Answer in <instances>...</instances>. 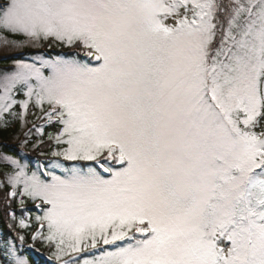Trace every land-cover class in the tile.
<instances>
[{
    "label": "snow or ice",
    "instance_id": "snow-or-ice-1",
    "mask_svg": "<svg viewBox=\"0 0 264 264\" xmlns=\"http://www.w3.org/2000/svg\"><path fill=\"white\" fill-rule=\"evenodd\" d=\"M0 45L73 50L0 73V125L57 129L0 153L42 210L0 264H264V0H0Z\"/></svg>",
    "mask_w": 264,
    "mask_h": 264
},
{
    "label": "trees",
    "instance_id": "trees-1",
    "mask_svg": "<svg viewBox=\"0 0 264 264\" xmlns=\"http://www.w3.org/2000/svg\"><path fill=\"white\" fill-rule=\"evenodd\" d=\"M41 53V51H35V50H30V49H26L23 52L20 53H10V54H4V55H0V67H5L8 65H13V63H15L16 61L19 60H27L30 58V56L36 54V53ZM19 99H23V93L19 92ZM15 111H19V107L16 106L14 108ZM8 119L11 121L9 123V126L7 128H4L2 125H0V152L2 153H7L9 155H17V153L19 154L17 156V158L23 157V160H27L28 163V167L29 170H35L36 166H37V158L39 159L40 157H48V155H50V152L52 150V147H54V145L50 144L47 140V134L48 133H55V131L57 130L54 126H49L46 125L44 127V135L41 136L39 133H35L34 137L36 141H34L35 143L30 144L29 148L32 151L34 158H28L27 156H25L24 154H22V152L20 151V148L18 145L13 146L12 144V140L16 135V130H18L19 126H20V121L19 120H13L11 117H8ZM39 140H43L44 143L42 145H40L39 148H32L34 144L37 143V141ZM41 152L44 153V155H41ZM2 170V169H0ZM7 200V199H6ZM5 197H4V193L0 192V237L2 236H7L9 238L14 237V231L15 229H18L16 227V224L18 222V220L24 216V213L22 211H17V220L15 221V227H9V225L11 224L8 218V210H7V203H6ZM16 206H18V199L16 200V202L14 203ZM27 204H32L31 201L27 202ZM37 214L32 212L30 213V217L31 220L30 222L33 223V227H34V218ZM28 236L30 235V231L28 230H23ZM40 246L42 248H45L42 244H40ZM2 254V253H0ZM33 257H35V259L37 260L38 264H45L43 262H41L34 253H32L31 256H29V259L31 260Z\"/></svg>",
    "mask_w": 264,
    "mask_h": 264
},
{
    "label": "rangeland",
    "instance_id": "rangeland-1",
    "mask_svg": "<svg viewBox=\"0 0 264 264\" xmlns=\"http://www.w3.org/2000/svg\"><path fill=\"white\" fill-rule=\"evenodd\" d=\"M12 37H10V39H11ZM17 39H19L18 37H17ZM42 48H48V49H60V50H69V49H66V48H62V47H58V46H53L52 48H49V47H47L46 45L44 46V47H33V46H31V45H27V46H25V47H12V46H3V45H0V55H4V54H10V53H15V52H21V51H24V50H26V49H33V50H37V51H39V49H42ZM40 56H42V54L41 53H36V54H34V55H32V56H30V58L29 59H27V60H20V61H23V62H28V63H31V62H33V61H35V60H37V58L38 57H40ZM56 56V55H55ZM54 56V57H55ZM16 63V62H15ZM14 63V64H15ZM4 72V70H0V73H3ZM17 94H19V93H17ZM17 96V95H16ZM16 99H18L17 97H16ZM23 99H24V96H23ZM32 113H35V115H33ZM39 116L40 115V113H39V111L38 110H36V109H33L32 107H31V105H30V113H29V115L27 116V124L25 125V126H23V127H21V124H20V126H19V128H18V130H16V135H15V137L13 138V140L12 141H17L18 139H19V136L22 134V132L29 126V125H31V123L33 122L32 120H33V117H35V116ZM34 148V147H33ZM0 153H2V152H0ZM22 163H25V164H27L28 165V163H27V161L26 160H22ZM57 174H60V171L58 170L57 171ZM37 247L38 248H40L43 252H45L47 255H48V251H47V249L46 248H42L41 246H40V243L38 242V244H37ZM0 257H2V254H0Z\"/></svg>",
    "mask_w": 264,
    "mask_h": 264
}]
</instances>
